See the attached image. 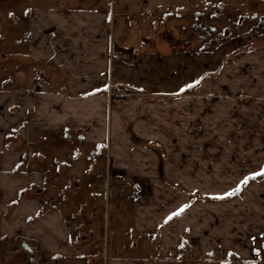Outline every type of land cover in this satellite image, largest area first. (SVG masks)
Returning a JSON list of instances; mask_svg holds the SVG:
<instances>
[{
    "label": "crops",
    "instance_id": "crops-1",
    "mask_svg": "<svg viewBox=\"0 0 264 264\" xmlns=\"http://www.w3.org/2000/svg\"><path fill=\"white\" fill-rule=\"evenodd\" d=\"M135 3L0 0V246L21 234L46 264H253L264 238V34L214 35L211 45L199 35L196 49L189 41L178 48L167 14L134 17ZM158 40H169L166 49ZM119 47L134 52L118 57ZM137 105L173 122L175 144L163 150L173 151V170L161 155L158 165L159 182L174 192L159 195V213L134 199L122 247L130 254L103 258L101 245L89 260L82 245L78 260L73 227L40 195L46 178L37 160L60 151L71 167L88 159L82 149L106 152L116 178L130 182L134 169H150L143 155L130 160L134 145L147 147L131 143L146 134L130 128Z\"/></svg>",
    "mask_w": 264,
    "mask_h": 264
},
{
    "label": "rangeland",
    "instance_id": "rangeland-1",
    "mask_svg": "<svg viewBox=\"0 0 264 264\" xmlns=\"http://www.w3.org/2000/svg\"><path fill=\"white\" fill-rule=\"evenodd\" d=\"M133 2L139 6L133 13L134 17H137L140 12H148L150 17L160 21L164 18L163 15L167 14L165 30H169V34L173 37L172 41L178 48L185 47V41H189V47L196 49L199 44L196 36L199 35L206 40V45H211L214 35L219 38L226 33L234 32L247 35L255 41V39L260 40L258 36L264 34V29H262L264 0L124 1L130 5ZM190 23L195 24L190 26ZM159 31H162L163 35L167 33L160 26ZM157 42L164 50L169 40H158ZM169 52L168 49L167 53ZM117 96L121 97L120 94ZM13 98V95L8 96L9 100ZM155 98L158 101L159 97ZM130 115L132 116L130 128L136 127L137 131L139 129L142 133L146 132L144 136L133 135L132 140L135 143L131 142L132 145L140 143L148 147L141 148L134 145L135 147H132L134 151L130 153V160L133 161V158L143 155L145 160L150 162V169H134V175H130V182L124 178H116L117 171L111 168L106 152L94 154L82 149L80 152L86 154L88 159L78 158L80 159L79 163H72L71 167L66 166L67 163L65 165L61 163V160L67 159V155L60 151H51L50 153L45 151L42 153L43 157L37 160L36 166L43 178H46L45 182L40 185L42 188L40 195L46 205L57 206L68 220V224L73 227L72 236L74 238L72 239L75 241L76 251L71 256L78 260L84 258V254H90L87 259L91 260V255L94 257L101 245L103 246V258L109 255L125 256L130 254V247L129 249L122 247L127 240H130L127 230L132 224L134 199L141 205V208L143 204H152L154 211L159 213V195L164 192L167 194L174 192L173 183L168 182L165 186L159 182L161 165H158L159 158L162 156L167 159L166 162L173 170V151L166 152V154L163 151L164 146L173 148L175 144L173 122L170 121L168 124L160 122L161 111L154 106H134V110H130ZM124 126L126 127V125ZM23 140L24 143L31 146L29 139H27L28 141L26 138ZM47 145L49 144L45 145V149H47ZM69 145L72 150L78 151L75 141ZM52 157L55 159L54 163ZM91 159L95 160L92 162ZM30 192L36 194L33 189H30ZM101 227L103 232L100 233ZM117 228H120L121 232L117 231ZM79 229L82 232H78ZM156 239L157 237L150 242L156 241ZM8 240L10 242H7L6 249L4 246H0V264H46L45 257L40 252L36 254L35 249L29 251L21 246V242H25L21 234L13 235ZM134 241L135 243L141 241L144 244L148 242L142 236L135 237ZM260 241L262 244L260 243L261 246L258 248V259L253 264H264V238ZM82 245L83 247L84 245L88 246L89 249L86 253L84 250L80 251L76 248Z\"/></svg>",
    "mask_w": 264,
    "mask_h": 264
},
{
    "label": "built area",
    "instance_id": "built-area-1",
    "mask_svg": "<svg viewBox=\"0 0 264 264\" xmlns=\"http://www.w3.org/2000/svg\"><path fill=\"white\" fill-rule=\"evenodd\" d=\"M123 2L124 1H127V0H122ZM133 7L136 8L137 7V3L133 4ZM134 52V50L131 48V47H119L115 50V54L118 56V57H121L123 54H128V55H132ZM109 102L110 104H113V105H116V106H120L121 104V99L120 98H115L112 96V94H110L109 96Z\"/></svg>",
    "mask_w": 264,
    "mask_h": 264
},
{
    "label": "snow or ice",
    "instance_id": "snow-or-ice-1",
    "mask_svg": "<svg viewBox=\"0 0 264 264\" xmlns=\"http://www.w3.org/2000/svg\"><path fill=\"white\" fill-rule=\"evenodd\" d=\"M184 87L185 88H187V87H191V85H184ZM260 171H261V173H264V166H262L261 167V169H260ZM251 175H256V173H252ZM247 179H248V177H244V179L240 182L241 184H243V183H245L246 181H247ZM187 205H182L180 208H178L175 212H173V213H170L169 214V217H167L166 219H168V218H171V216H175V215H177V214H179V212L184 208V207H186Z\"/></svg>",
    "mask_w": 264,
    "mask_h": 264
},
{
    "label": "water",
    "instance_id": "water-1",
    "mask_svg": "<svg viewBox=\"0 0 264 264\" xmlns=\"http://www.w3.org/2000/svg\"><path fill=\"white\" fill-rule=\"evenodd\" d=\"M21 246H22L23 248L30 249L29 246H28V244L25 243V242H23V243L21 244Z\"/></svg>",
    "mask_w": 264,
    "mask_h": 264
},
{
    "label": "trees",
    "instance_id": "trees-1",
    "mask_svg": "<svg viewBox=\"0 0 264 264\" xmlns=\"http://www.w3.org/2000/svg\"><path fill=\"white\" fill-rule=\"evenodd\" d=\"M262 174H264V173H262Z\"/></svg>",
    "mask_w": 264,
    "mask_h": 264
}]
</instances>
